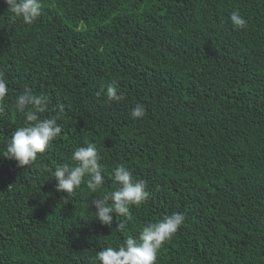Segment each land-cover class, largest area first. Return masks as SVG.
Segmentation results:
<instances>
[{"label": "trees", "instance_id": "trees-1", "mask_svg": "<svg viewBox=\"0 0 264 264\" xmlns=\"http://www.w3.org/2000/svg\"><path fill=\"white\" fill-rule=\"evenodd\" d=\"M8 7L0 154L25 123L14 107L25 88L49 98L40 118L62 132L30 166L0 156V264H97L174 212L184 223L155 264H264V0H42L31 25ZM109 84L122 100H107ZM89 143L105 183L92 193L86 177L66 203L51 176ZM120 165L149 197L109 228L91 202L115 190Z\"/></svg>", "mask_w": 264, "mask_h": 264}, {"label": "clouds", "instance_id": "clouds-1", "mask_svg": "<svg viewBox=\"0 0 264 264\" xmlns=\"http://www.w3.org/2000/svg\"><path fill=\"white\" fill-rule=\"evenodd\" d=\"M5 3L9 6L8 10L26 25H31L42 13V0H5ZM230 21L235 30L246 25V20L238 11L231 13ZM7 92L6 81L0 76V101L5 98ZM106 98L109 102H119L124 95L118 94L116 86L109 84L106 87ZM48 100L46 95L33 94L28 88L17 96L14 107L18 113L25 115V123L11 133L0 156L15 160L18 167L30 166L36 161L37 155L44 153L51 142L61 134L62 128L56 118H40L39 114L48 108ZM3 111V108H0V112ZM144 115L145 109L142 105H137L131 111V117L134 119ZM101 159L96 147L89 143L72 151L73 166L64 163L55 167L51 177L57 181L56 191L67 193V196L63 197L66 203L85 182L86 177L87 187L92 193L102 190L105 176ZM113 175L115 190L91 202L95 208V218L109 228L112 227L113 214L131 219V207H139L149 197L147 181L134 180L132 172L124 165L113 169ZM184 220V215L179 212L165 215L159 221L145 225L138 237H128L119 247H105L98 251L94 259L97 264H155L158 250L171 239ZM116 229L123 231L124 224L119 223Z\"/></svg>", "mask_w": 264, "mask_h": 264}]
</instances>
